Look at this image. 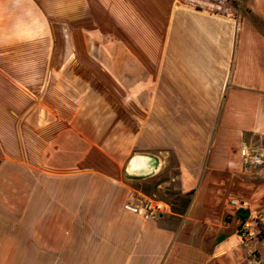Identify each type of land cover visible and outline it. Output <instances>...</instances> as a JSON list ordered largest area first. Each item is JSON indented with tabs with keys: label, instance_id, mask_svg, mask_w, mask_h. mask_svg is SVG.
<instances>
[{
	"label": "crops",
	"instance_id": "obj_1",
	"mask_svg": "<svg viewBox=\"0 0 264 264\" xmlns=\"http://www.w3.org/2000/svg\"><path fill=\"white\" fill-rule=\"evenodd\" d=\"M231 1H14L28 29L62 16L76 44L25 57L20 38L0 56V264H264V53L233 60L241 31L264 45V0ZM71 63L110 64L127 91L142 79L140 107L108 103ZM244 151L263 162L248 169ZM149 199L167 210L142 216ZM255 214L262 234L242 242Z\"/></svg>",
	"mask_w": 264,
	"mask_h": 264
},
{
	"label": "rangeland",
	"instance_id": "obj_2",
	"mask_svg": "<svg viewBox=\"0 0 264 264\" xmlns=\"http://www.w3.org/2000/svg\"><path fill=\"white\" fill-rule=\"evenodd\" d=\"M3 3V6H5V2L7 7L5 8L6 15L5 18L3 19V22L7 24V29L0 30V56L2 55H14L16 51V46L14 45L16 39H22V46L24 48V55L25 57L28 55H34L38 53V55H47L51 53L52 55L55 56H64L65 54V48H64V43L66 40V37L71 41L72 44L75 43V38L72 37V28L64 22V19L62 16H59V20L57 18H52L49 23L50 24V31L45 30H34L32 31L31 29H28L31 24L34 23V19L31 15L25 14L24 18L20 19V17H17L16 15V7L14 4L15 0H0V3ZM189 2L190 4L200 7L201 2H198L199 0H185ZM245 1L247 0H242V4L244 6H247L246 9L250 10L251 7L248 5H245ZM241 3V0L237 1H231L229 7L232 9L233 12H235V7ZM245 9V10H246ZM244 10V11H245ZM234 17H238L236 14H232ZM245 16V15H244ZM248 21L252 23V17L251 15L245 16ZM260 18H262L260 16ZM44 22H48L47 18L43 19ZM262 20V19H261ZM22 22L23 30H20V23ZM37 22V21H35ZM42 22V21H41ZM256 24V23H252ZM67 25V26H66ZM258 29H261L263 31L262 26H256ZM20 30V31H19ZM259 31V30H257ZM262 33V32H261ZM240 39H238L236 46H235V51H234V65L236 62H240L242 66L247 63V62H252V60L257 61V58L260 55L264 53V45L259 43L256 45L253 41L256 38V34L253 32H249V30L241 31L240 32ZM71 36V37H70ZM78 40V39H76ZM240 41H242V44H240ZM34 45V49L31 47V45ZM75 49L77 50L76 45L74 46ZM7 51V52H5ZM4 52V53H3ZM26 59V58H25ZM61 60V59H60ZM65 64L62 61H55L50 64L48 63H41V64H35V63H23L22 67L24 72H31L39 67L38 70H47V68L50 66L51 71L52 70H59L60 67ZM253 65L256 63L253 62ZM71 69L74 71H84L87 72L88 74V88L93 84L100 85V87L104 88L105 94L110 93V97H107L104 95V99L109 103L110 98H114L115 100L121 102L123 105L127 106L128 101L129 103L135 104L137 107H140V100L142 101V94H139V90L142 88V79H139L140 83L137 82L136 86L134 87L135 91H127L124 86H120L116 80L112 78L111 75V66L110 64H102L99 63H71L70 65ZM257 68L253 70L252 73H254L255 77H264V65L262 68L259 67V65L256 66ZM24 86L27 87H32V78H23L19 80ZM39 83L43 82V80H39ZM96 88V87H95ZM108 92H107V91ZM133 92V94L131 93ZM136 93V94H134ZM138 95L136 100L135 96ZM231 188L233 190L235 189L238 191L234 184L231 185ZM249 190L247 192L245 191L244 195L249 196L250 195ZM243 194V193H242ZM264 202L263 201H258L256 205L257 208H262L264 207Z\"/></svg>",
	"mask_w": 264,
	"mask_h": 264
},
{
	"label": "built area",
	"instance_id": "obj_3",
	"mask_svg": "<svg viewBox=\"0 0 264 264\" xmlns=\"http://www.w3.org/2000/svg\"><path fill=\"white\" fill-rule=\"evenodd\" d=\"M241 156L248 169L263 162L262 156L255 152L244 151ZM230 204L236 205L237 208H241L242 205L244 206L243 202L234 199L230 201ZM135 210L144 217H154L157 212L167 210V204L161 200L149 199L146 201L145 206L136 208ZM262 222V218L258 214L244 218L237 229V234L241 241L245 242L248 239L260 236L262 234Z\"/></svg>",
	"mask_w": 264,
	"mask_h": 264
},
{
	"label": "water",
	"instance_id": "obj_4",
	"mask_svg": "<svg viewBox=\"0 0 264 264\" xmlns=\"http://www.w3.org/2000/svg\"><path fill=\"white\" fill-rule=\"evenodd\" d=\"M135 168H136V163H135L134 159H131L128 162L126 169L133 172L135 170ZM239 213L242 215H247V212L243 211V210H239ZM253 264H256V263H253Z\"/></svg>",
	"mask_w": 264,
	"mask_h": 264
}]
</instances>
